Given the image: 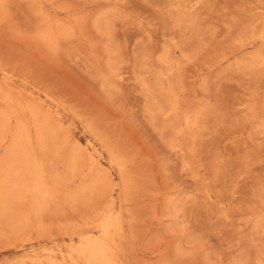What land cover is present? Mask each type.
Instances as JSON below:
<instances>
[{
  "label": "rangeland",
  "instance_id": "rangeland-1",
  "mask_svg": "<svg viewBox=\"0 0 264 264\" xmlns=\"http://www.w3.org/2000/svg\"><path fill=\"white\" fill-rule=\"evenodd\" d=\"M0 264H264V0H0Z\"/></svg>",
  "mask_w": 264,
  "mask_h": 264
}]
</instances>
